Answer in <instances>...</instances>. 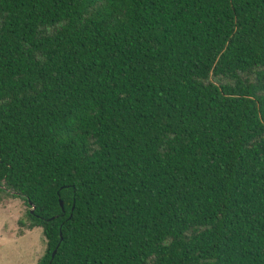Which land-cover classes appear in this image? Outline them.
<instances>
[{"label":"trees","instance_id":"1","mask_svg":"<svg viewBox=\"0 0 264 264\" xmlns=\"http://www.w3.org/2000/svg\"><path fill=\"white\" fill-rule=\"evenodd\" d=\"M1 193L37 264H264V0H0Z\"/></svg>","mask_w":264,"mask_h":264},{"label":"rangeland","instance_id":"2","mask_svg":"<svg viewBox=\"0 0 264 264\" xmlns=\"http://www.w3.org/2000/svg\"><path fill=\"white\" fill-rule=\"evenodd\" d=\"M26 210L22 199L0 194V264H37L44 253L42 229L26 227Z\"/></svg>","mask_w":264,"mask_h":264},{"label":"water","instance_id":"3","mask_svg":"<svg viewBox=\"0 0 264 264\" xmlns=\"http://www.w3.org/2000/svg\"><path fill=\"white\" fill-rule=\"evenodd\" d=\"M60 205L62 206V201H60ZM31 211H32V209H31ZM54 253H55V250L53 251L52 256L54 255Z\"/></svg>","mask_w":264,"mask_h":264}]
</instances>
